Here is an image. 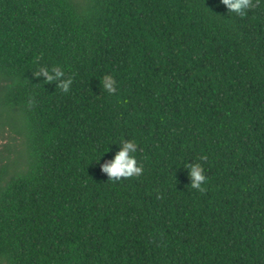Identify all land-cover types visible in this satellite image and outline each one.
<instances>
[{
  "label": "trees",
  "instance_id": "1",
  "mask_svg": "<svg viewBox=\"0 0 264 264\" xmlns=\"http://www.w3.org/2000/svg\"><path fill=\"white\" fill-rule=\"evenodd\" d=\"M251 3L0 0V117L19 114L26 158L0 165V264H264V0ZM41 64L69 90L34 77ZM123 139L143 171L109 179L99 165Z\"/></svg>",
  "mask_w": 264,
  "mask_h": 264
},
{
  "label": "clouds",
  "instance_id": "2",
  "mask_svg": "<svg viewBox=\"0 0 264 264\" xmlns=\"http://www.w3.org/2000/svg\"><path fill=\"white\" fill-rule=\"evenodd\" d=\"M227 10V12H234L240 16L245 15L246 11L252 6L251 0H219ZM34 77L43 78L48 82H55V86L62 91L67 92L72 84V77H65L64 69L59 65H38L33 73ZM103 90L108 93L116 91L115 80L109 75L105 74L99 81ZM117 150L113 155L100 163V169L107 175L109 179L119 180L121 178L134 177L142 173V164L138 161L136 152L138 144L135 139H123L119 142ZM200 160L207 159L206 156H201ZM95 161L99 162V158ZM187 169V175L190 184L193 188L204 190L203 184L206 181L203 166L197 161H186L183 165Z\"/></svg>",
  "mask_w": 264,
  "mask_h": 264
},
{
  "label": "rangeland",
  "instance_id": "3",
  "mask_svg": "<svg viewBox=\"0 0 264 264\" xmlns=\"http://www.w3.org/2000/svg\"><path fill=\"white\" fill-rule=\"evenodd\" d=\"M23 125L18 113L12 110L1 111L0 117V165L8 164L11 166L14 160L18 163L20 155L24 153ZM26 158L22 159L21 166L24 167ZM20 165V164H19Z\"/></svg>",
  "mask_w": 264,
  "mask_h": 264
}]
</instances>
